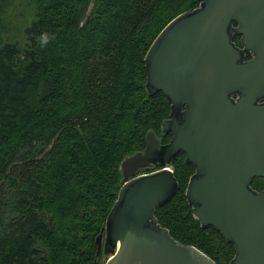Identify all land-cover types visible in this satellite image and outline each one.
Returning <instances> with one entry per match:
<instances>
[{"label":"trees","instance_id":"obj_1","mask_svg":"<svg viewBox=\"0 0 264 264\" xmlns=\"http://www.w3.org/2000/svg\"><path fill=\"white\" fill-rule=\"evenodd\" d=\"M199 4L0 0V264H105L98 237L122 162L145 149L149 130L171 139L162 133L171 104L145 92V55ZM171 166L179 189L157 219L176 240L229 264L234 244L203 228L188 203L194 165L180 153ZM252 186L264 189V179Z\"/></svg>","mask_w":264,"mask_h":264},{"label":"water","instance_id":"obj_2","mask_svg":"<svg viewBox=\"0 0 264 264\" xmlns=\"http://www.w3.org/2000/svg\"><path fill=\"white\" fill-rule=\"evenodd\" d=\"M199 1L145 55L146 90L171 104L162 123L171 139L161 143L149 130L145 149L122 162V186L98 237L105 264H217L157 219L179 189L166 168L180 153L195 167L188 203L203 228L234 244L229 264H264V189L252 186L264 179V0ZM151 165L159 170L138 175Z\"/></svg>","mask_w":264,"mask_h":264},{"label":"rangeland","instance_id":"obj_3","mask_svg":"<svg viewBox=\"0 0 264 264\" xmlns=\"http://www.w3.org/2000/svg\"><path fill=\"white\" fill-rule=\"evenodd\" d=\"M171 168L173 169V167L171 166ZM158 170V168H155L154 166H150L149 168H146V169H142L139 171V174H143V173H152L154 171ZM105 261V263L108 261L107 257H105L103 259Z\"/></svg>","mask_w":264,"mask_h":264},{"label":"flooded vegetation","instance_id":"obj_4","mask_svg":"<svg viewBox=\"0 0 264 264\" xmlns=\"http://www.w3.org/2000/svg\"><path fill=\"white\" fill-rule=\"evenodd\" d=\"M240 39H241V36H240V35L235 36V40H236V42H237V44H238L239 46H241ZM252 58H253V57H252V54H248V55H247V59H248V60H249V59H252Z\"/></svg>","mask_w":264,"mask_h":264},{"label":"bare ground","instance_id":"obj_5","mask_svg":"<svg viewBox=\"0 0 264 264\" xmlns=\"http://www.w3.org/2000/svg\"><path fill=\"white\" fill-rule=\"evenodd\" d=\"M145 86V85H144ZM145 90V89H144ZM144 92V91H143ZM145 92H147V90L145 91ZM149 97V96H148ZM151 99H152V97H151Z\"/></svg>","mask_w":264,"mask_h":264}]
</instances>
